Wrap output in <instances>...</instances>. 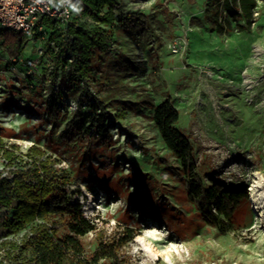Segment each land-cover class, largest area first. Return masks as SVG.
I'll use <instances>...</instances> for the list:
<instances>
[{"label": "rangeland", "instance_id": "1", "mask_svg": "<svg viewBox=\"0 0 264 264\" xmlns=\"http://www.w3.org/2000/svg\"><path fill=\"white\" fill-rule=\"evenodd\" d=\"M117 2L124 17L117 16L111 27L113 51L95 55L88 81L92 96L108 113L104 135L96 129L65 130L61 138L71 114L49 116V100L58 93L52 88L65 78L62 69L53 67L55 49L46 52V36L22 34L21 56L36 63L28 78L9 70L0 39V136L19 147L9 165L0 159V173L22 168L30 161L29 148L41 147L64 178L60 187L85 217L94 219L101 238L133 235L119 250L130 264H264V217L256 215L251 198L254 175L264 174V54L255 60L252 51L256 45L264 52V0H257L248 28L243 19L226 16L223 0ZM216 18L231 31H215ZM237 68L240 73L248 69L256 83L236 80ZM219 82L228 84L222 88ZM63 91L56 95L59 100L65 96L72 101L69 91ZM217 95L228 132L218 129L205 109ZM167 96L179 114L174 126L192 146L203 185L247 192L227 232L203 221L187 197L181 161L155 127L154 109ZM84 115L96 118L93 109ZM29 227L10 239L19 241ZM148 236L155 238L157 256L140 242ZM96 239L90 233L81 240L86 255L95 249ZM4 251L0 246V262L7 264Z\"/></svg>", "mask_w": 264, "mask_h": 264}, {"label": "trees", "instance_id": "2", "mask_svg": "<svg viewBox=\"0 0 264 264\" xmlns=\"http://www.w3.org/2000/svg\"><path fill=\"white\" fill-rule=\"evenodd\" d=\"M256 7L257 0H223L226 16L233 21L243 19L246 28L254 22ZM77 8L80 10L76 11ZM214 15L217 16L216 12ZM117 16L120 20L124 17L117 0H74L72 19L64 27L59 28L56 22L44 17L37 22L44 26L39 34L46 36V52L55 49L51 53L53 67L64 72L65 83L54 86L53 94L58 92L60 95L65 90L72 95L70 102L65 96L59 100L57 94L49 100V116H58V111L71 114L61 138L65 137V130L89 132L96 129L103 135L107 131L105 104L92 96L88 81L95 55L113 51L111 27ZM131 16L144 19L141 14ZM84 19H91L93 23H86ZM217 22L216 18L212 23L216 26L215 31H231L229 24L224 27ZM238 28L243 29L241 25ZM0 39L5 45L7 59L13 65L12 58L22 54L23 35L2 29ZM76 100L77 108L70 111L67 103ZM61 105L63 110L59 109ZM89 109L94 110L96 118L88 119L84 115V110ZM178 116L167 96L155 107L152 120L165 146L182 163L188 199L195 204L207 225L220 226L223 232H227L234 225L235 211L241 200L247 198V192L245 189H228L223 184L207 188L203 185L195 171L192 146L174 126ZM18 150L17 145L8 144L0 136V159H4L7 165L16 158ZM27 157L30 161L22 168H13L6 176L0 173V212H3L0 246L10 258L7 264H130L119 255V250L133 235L101 238L94 219L85 217L78 203H71L60 187L64 185V178L60 179L52 169L55 161L36 145L29 148ZM26 226H30L29 230L19 241L10 239ZM90 233L96 235V246L90 255H86L81 240Z\"/></svg>", "mask_w": 264, "mask_h": 264}, {"label": "built area", "instance_id": "3", "mask_svg": "<svg viewBox=\"0 0 264 264\" xmlns=\"http://www.w3.org/2000/svg\"><path fill=\"white\" fill-rule=\"evenodd\" d=\"M74 0H0V29L11 32H20L31 36L37 31H42L43 25H38L40 18H48L64 27L72 19ZM86 23H93L91 19H84ZM15 64L8 65L9 70L23 72L22 78H28L32 69L36 68L34 60L17 57ZM25 61V62H24ZM22 68V70H21ZM77 100L68 104V109L77 108ZM60 110L64 106H59Z\"/></svg>", "mask_w": 264, "mask_h": 264}, {"label": "bare ground", "instance_id": "4", "mask_svg": "<svg viewBox=\"0 0 264 264\" xmlns=\"http://www.w3.org/2000/svg\"><path fill=\"white\" fill-rule=\"evenodd\" d=\"M253 57L255 60H258L262 57V55L264 54V52L261 51V49L258 46H253ZM234 77L236 80H239V77H241V79L243 80V84L247 85V84H252L254 85L256 83L257 80H253V78L248 74V69L244 72V73H240L238 71V68L234 71ZM232 78V75L231 77ZM228 83H224V82H219V86H221L222 88L225 87ZM218 100V102H217ZM216 101V102H215ZM212 102H215L212 104ZM210 105H206L205 109H210V114L209 117L212 121H214L215 126L218 129H221L223 131H227L228 130L225 128L226 126V117L227 114L224 113V109L221 106V99L220 96L217 95L213 100H212ZM251 198L254 204V210L256 212V215L258 217H264V174L260 175L257 173V175H254L253 180H252V184H251ZM158 239H162L164 238V235L161 232H158V234H156ZM149 240V241H148ZM152 240V241H151ZM155 240L154 237H150L148 236L147 240L141 239L140 242L144 248V250H146L148 253H152L153 256H157L158 254V250L156 248L155 250V254L153 253V247L152 246V242ZM148 241V243L146 242ZM169 254V253H167Z\"/></svg>", "mask_w": 264, "mask_h": 264}, {"label": "clouds", "instance_id": "5", "mask_svg": "<svg viewBox=\"0 0 264 264\" xmlns=\"http://www.w3.org/2000/svg\"><path fill=\"white\" fill-rule=\"evenodd\" d=\"M79 10H80V9H78V8L76 9V11H79Z\"/></svg>", "mask_w": 264, "mask_h": 264}]
</instances>
